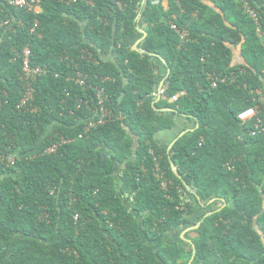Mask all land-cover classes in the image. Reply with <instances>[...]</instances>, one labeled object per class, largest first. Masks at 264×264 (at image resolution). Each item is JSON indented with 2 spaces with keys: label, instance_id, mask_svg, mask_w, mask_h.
<instances>
[{
  "label": "trees",
  "instance_id": "16d2710c",
  "mask_svg": "<svg viewBox=\"0 0 264 264\" xmlns=\"http://www.w3.org/2000/svg\"><path fill=\"white\" fill-rule=\"evenodd\" d=\"M245 1L259 28L236 0H37V10L0 0V264H189L193 247L202 264H264V132L252 135L258 120L264 128V0ZM139 23L145 55L132 49ZM25 51L44 72L35 112L17 109ZM100 89L109 116L96 124ZM181 121L178 134L195 130L170 160L195 195L154 140ZM212 200L226 206L204 218ZM199 222L192 245L166 242Z\"/></svg>",
  "mask_w": 264,
  "mask_h": 264
},
{
  "label": "built area",
  "instance_id": "2783aa9c",
  "mask_svg": "<svg viewBox=\"0 0 264 264\" xmlns=\"http://www.w3.org/2000/svg\"><path fill=\"white\" fill-rule=\"evenodd\" d=\"M4 1H8V3L15 5L16 7H25L26 6V8H28V9L37 10V8L35 7L37 0H31L29 2H26L23 0H18V1L4 0ZM236 1L242 3V8H243L244 12L248 15V17L250 19H252L254 21L257 28H259L260 25H259V18H258L257 12L245 0H236ZM170 28H171V30L175 31V33L177 34V36L181 42H184L186 40V38L188 37V32L186 30H179L176 27V25L171 24ZM257 33H259V30H257ZM81 55H82L81 59L84 58V56H85V59L86 58L90 59L88 64L97 65L99 62L87 50H84L81 53ZM24 56L25 57L22 60V71H23L22 72V80L24 82L25 97H24V99L22 98V100L19 102V105H17V109L21 110L23 108H27L29 110V112H35L36 108H30V100L32 98V97H30V91L32 89L31 86H33L32 85L33 81H35L38 76H42L44 74V72L42 70H40L39 68L34 69V68L29 66V64H28V52L27 51L24 52ZM84 78H85L84 75H82L80 72H77V77L75 78L74 81L80 87H83L85 85ZM218 82L225 83V79L213 81L212 86L216 87L218 85ZM164 90H165V86L163 84L162 87H159L158 89H156V91H154L151 94V97L154 99L160 98L163 95ZM96 99H97V105H98V113H100V115H99L100 119L97 120L96 124L97 123L100 124L109 116V112L104 107V96H103V91L101 89L97 90ZM175 100L176 99L173 98V101H175ZM0 101H1V97H0ZM79 107H80V105L78 106V108ZM254 115H255V112L252 109H248L239 115V119L244 121L246 119L254 117ZM119 118H121V117H119ZM92 125H95V124L93 122H89L88 125L85 127V131H88V129ZM262 132H264V128L262 127V125L260 124V122L258 120L257 124L255 125V130L252 132V135L257 134V133H262ZM80 138H81V136H80ZM55 149H56V146H53L52 148L48 149L47 151L53 152V151H55ZM8 162L10 163V165H13L12 159H9ZM154 162H155V165L153 168V177L159 183L161 188L166 189L170 185V182L167 180L165 173L159 167V164L156 162L155 159H154Z\"/></svg>",
  "mask_w": 264,
  "mask_h": 264
},
{
  "label": "crops",
  "instance_id": "0c3cea01",
  "mask_svg": "<svg viewBox=\"0 0 264 264\" xmlns=\"http://www.w3.org/2000/svg\"><path fill=\"white\" fill-rule=\"evenodd\" d=\"M164 5L166 6V2H164ZM141 19V16H139L138 17V20H140ZM138 29H142V30H144L143 29V26H142V23H139V25H138ZM139 34H141V33H139ZM142 35V34H141ZM141 44V43H140ZM240 60H241V58H240V52L238 51H234L233 52V63L235 64V65H237V64H239L240 63ZM161 61V60H160ZM167 76H168V74H167ZM167 76H165L164 77V80L162 81L163 82V84H164V81H165V79L167 78ZM162 82H160V84L162 83ZM162 111H166V112H170L171 114H172V116L174 117V115H175V112L173 111V110H170V109H164V110H162ZM171 116V117H172ZM187 126V124H185V122L183 121H181V123L179 122H177L176 123V125H175V127H174V129H171V130H165V131H162V132H160V133H158L155 137H154V140H155V142L158 144V145H160V146H162V147H168L172 142H173V140L180 134V133H182V132H184V131H190V130H195V129H186V130H184V131H182V132H180L179 134H178V132H179V130H182L184 127H186ZM116 171H117V174H119V170H117L116 169ZM211 203H214V205H213V209H215V208H217L218 207V205L220 204V202L218 201V202H216V201H212V202H210V203H208V204H206V205H209V204H211ZM206 205L204 206V209H205V207H206ZM226 206V204H224V205H222V206H220L219 207V210H222L224 207ZM218 209V208H217ZM213 211V210H212ZM202 213H203V210H201V209H197V210H195L194 211V215H193V218L192 219H195L196 217H198V216H201L202 215ZM196 220V219H195ZM188 228H186V229H183V228H178V229H176V230H174V231H172L171 233H169L167 236H166V242L168 243V244H171L173 241H175L176 239H186V240H190L191 241V239L193 238V235H191V234H189V232L191 231V230H187ZM188 249V248H187ZM193 251V250H192ZM190 264H202V263H198V262H195L194 260H192V262H190Z\"/></svg>",
  "mask_w": 264,
  "mask_h": 264
},
{
  "label": "water",
  "instance_id": "95a60500",
  "mask_svg": "<svg viewBox=\"0 0 264 264\" xmlns=\"http://www.w3.org/2000/svg\"><path fill=\"white\" fill-rule=\"evenodd\" d=\"M146 2H147V0H143L142 4L145 5ZM138 32L142 34V37H141V38H140V39H139V40L133 45L132 49H133L135 52H137L138 54L145 55V54H146V51L143 50L142 48H140V45H141L140 43H142V42L145 40V38H146V36H147V33H146L144 30H142V29H138ZM149 55H150V56H153L154 54H149ZM157 57L160 58V60H161V62H162L163 64H166L165 61H164V59H162L160 56H157ZM242 64H245V62L242 61ZM162 85H163V82L160 84V87H161ZM158 100H159V99H158ZM156 102H157V101H156ZM160 111H162V110H160ZM193 131H194V130H190V131H184V132L180 133V134H179V135L173 140V142L168 146V148H167V153L169 154V160H170V150L172 149L173 145H174V144H175L180 138H182L184 135H186V134L189 133V132H193ZM170 169H171L172 174H173L177 179H179V180L181 181V183L183 184V186L185 187V189L187 190V192H189V193L195 195V192L192 190V188H190V187H189V186L183 181L182 177L180 176V174H179V172H178V170H177L176 165H175L171 160H170ZM197 198H198V197H197ZM212 201H213V200H212ZM212 201H211V202H212ZM202 206H204V205L202 204ZM218 211H219V209L216 210V211L208 212V213L205 214L204 218L209 217V216L215 214V213L218 212ZM204 218H203V219H204ZM201 222H202V221H201ZM201 222H199L196 226L191 227V228H189V229H187V230H191V231L196 230V229L200 226ZM182 240H184L185 242H187V243H189V244L192 245V242H191L190 240H186V239H184V238H183ZM194 255H195V249H194V247H193L192 256H191V259H190V261H189V264H190V262H192V260H194Z\"/></svg>",
  "mask_w": 264,
  "mask_h": 264
},
{
  "label": "rangeland",
  "instance_id": "374dc122",
  "mask_svg": "<svg viewBox=\"0 0 264 264\" xmlns=\"http://www.w3.org/2000/svg\"><path fill=\"white\" fill-rule=\"evenodd\" d=\"M140 36H141V35H140ZM141 37H142V36H141ZM141 37H139V38L137 39V41H138ZM137 41H136V42H137ZM136 42H135V43H136ZM233 50L238 52V48L233 49ZM189 234H191V232H190ZM191 235H193V234H191ZM188 263H189V262H188Z\"/></svg>",
  "mask_w": 264,
  "mask_h": 264
},
{
  "label": "clouds",
  "instance_id": "9594fccd",
  "mask_svg": "<svg viewBox=\"0 0 264 264\" xmlns=\"http://www.w3.org/2000/svg\"><path fill=\"white\" fill-rule=\"evenodd\" d=\"M159 87H160V86H159ZM159 87H158V88H159ZM161 87H162V86H161ZM160 98H161V97H160ZM160 98H158V99L160 100ZM158 99H156L157 102L159 101ZM156 101H155V103H156ZM155 103H154V104H155ZM120 119H121V118H120ZM189 133H190V132H189ZM213 201H214V200H213ZM203 205H204V204H203ZM207 213H208V212H207ZM188 229H189V228H188ZM190 232H192V231H190Z\"/></svg>",
  "mask_w": 264,
  "mask_h": 264
}]
</instances>
